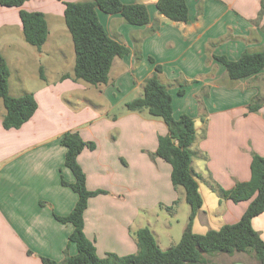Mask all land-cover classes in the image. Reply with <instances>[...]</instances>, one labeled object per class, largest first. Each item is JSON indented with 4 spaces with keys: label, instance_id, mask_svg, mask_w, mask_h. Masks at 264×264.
I'll list each match as a JSON object with an SVG mask.
<instances>
[{
    "label": "crops",
    "instance_id": "1",
    "mask_svg": "<svg viewBox=\"0 0 264 264\" xmlns=\"http://www.w3.org/2000/svg\"><path fill=\"white\" fill-rule=\"evenodd\" d=\"M68 1L88 0L0 4V50L10 68L9 92L15 97L32 93L38 103L21 127L6 129L0 98V264H44L42 256L61 261L67 247L71 255L77 253L76 244L69 242L74 225L55 217L69 214L78 200L61 181L75 180L62 144L63 136L73 131L97 144L84 149L78 161L87 187L105 190L89 199L84 214V231L98 255L136 253L134 233L144 226L167 248L148 214L160 218L154 212L160 203L186 201L184 189L172 184L171 165L155 154L168 126L147 109L129 111L125 106L143 95L157 64L162 66L158 77L173 96L174 116L195 119L191 168L204 203L193 231L204 234L238 221L249 201L223 198L219 189L249 180L253 154L264 156V68L233 80L214 55L237 60L245 51L264 50V0H187V21L159 13L157 0H122L147 6L146 25L97 8L108 34L129 48L114 59L108 83L100 85L75 78V45L64 16ZM21 8L45 14L49 33L41 48L26 41ZM252 101L262 107L250 111ZM252 223L264 239V212ZM166 235L177 243V237ZM208 264L258 262L239 252L217 254Z\"/></svg>",
    "mask_w": 264,
    "mask_h": 264
},
{
    "label": "trees",
    "instance_id": "2",
    "mask_svg": "<svg viewBox=\"0 0 264 264\" xmlns=\"http://www.w3.org/2000/svg\"><path fill=\"white\" fill-rule=\"evenodd\" d=\"M27 1L29 0H0V4L22 7ZM156 6L159 13L174 21H187L189 18L187 0H157ZM97 8L110 14L120 13L128 23L134 25H146L150 22L149 10L142 3L126 4L122 0L65 2L64 16L76 51L75 78L92 85L107 84L114 59L129 53L127 46L108 34L98 16ZM20 18L26 41L41 48L49 33L45 14L39 10L21 8ZM136 56L137 59L141 57L139 53ZM214 57L225 65L228 76L233 80L250 76L264 68V50L245 51L237 60L222 54ZM150 60L154 61L153 58ZM161 71L162 66L157 64L155 72L145 80L143 95L126 102L125 106L129 111L147 109L150 115L161 118L168 126V133L158 138L155 154L171 165L172 184L176 189L184 188L186 201L190 206L188 221L179 242L163 249L152 230L144 226L134 233L138 245L136 253L118 255L110 252L104 257L98 255L94 242L84 231V214L89 199L105 190H90L87 187L86 172L78 161V156L84 149H95L97 144L84 140L77 131H73L63 136L62 144L67 149L65 164L74 173L75 180L69 183L62 177L61 181L78 194V200L69 214H55V217L61 222L74 225L69 242L76 244L77 253L71 255L67 247L63 260L42 256L44 264H208L214 262L217 254L233 255L239 252L250 253L258 264H264V239L252 223L254 217L264 212V156L253 154L249 180L239 181L228 190L219 189L223 198L234 202L249 201L240 219L218 229H210L204 234L194 232V221L204 203L198 179L191 168V146L196 139L195 119L189 114H182L179 118L174 116L173 96L158 77ZM9 77L10 68L0 50V98L6 108L3 118L6 129L21 127L38 108L32 93L18 97L10 94ZM261 107L262 104L256 101L248 105L250 111H257Z\"/></svg>",
    "mask_w": 264,
    "mask_h": 264
},
{
    "label": "rangeland",
    "instance_id": "3",
    "mask_svg": "<svg viewBox=\"0 0 264 264\" xmlns=\"http://www.w3.org/2000/svg\"><path fill=\"white\" fill-rule=\"evenodd\" d=\"M149 156L151 158L152 154L149 153ZM174 202L175 204L173 203V207H171V205L170 207L165 206L163 203L158 205V208H156L154 212L158 213L160 218H158L157 215L151 216L150 212L148 214V218H151V221L156 226L155 228L161 233L163 237V246L165 248H169L170 246L176 244L172 243L173 241L167 237L166 233L170 232L175 238L177 237L178 239L176 238V242L178 243L186 227L190 213V206L183 198H181L180 201L176 200Z\"/></svg>",
    "mask_w": 264,
    "mask_h": 264
}]
</instances>
